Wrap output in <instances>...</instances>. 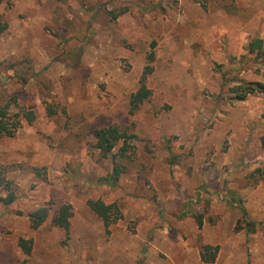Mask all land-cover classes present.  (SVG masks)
Listing matches in <instances>:
<instances>
[{
  "label": "rangeland",
  "instance_id": "obj_1",
  "mask_svg": "<svg viewBox=\"0 0 264 264\" xmlns=\"http://www.w3.org/2000/svg\"><path fill=\"white\" fill-rule=\"evenodd\" d=\"M203 2L0 0V109L20 120L0 136L16 193L6 204L0 187V264H264V97H234L264 80V47L249 48L264 0ZM148 64L152 93L131 113ZM110 125L138 136L116 186L95 146ZM97 199L122 218L106 228ZM62 203L70 237L50 219L31 227L29 213Z\"/></svg>",
  "mask_w": 264,
  "mask_h": 264
},
{
  "label": "trees",
  "instance_id": "obj_2",
  "mask_svg": "<svg viewBox=\"0 0 264 264\" xmlns=\"http://www.w3.org/2000/svg\"><path fill=\"white\" fill-rule=\"evenodd\" d=\"M201 5L206 7L203 0H198ZM264 47V40L261 38H255L250 43V51L259 53L262 55ZM153 54L150 55L151 62L153 61ZM153 70V66L148 64L145 66L141 78L140 87L130 97V112L134 113L140 106L150 97L151 89L148 87L147 79ZM261 94L264 97V80L262 81H241L237 86V92L235 98L237 100H244L249 95ZM23 117L32 122L35 119V113L33 110H26L23 113ZM264 117V113H263ZM13 119L15 123L10 122ZM20 120H15L11 116L6 108L0 109V136L9 135L12 136L19 127ZM138 136L135 133H128L122 130L117 125H110L102 127L96 131L95 146L100 151L103 157L111 156L114 160V167L112 173L102 178L103 183H107L111 186H116L124 168L117 162L118 157H125L134 149L132 140L137 139ZM122 143L117 152H114L117 144ZM261 145L264 147V135L261 137ZM259 170V169H258ZM0 187H3L7 191V195L2 197L1 200L6 204H11L16 200V193L12 186L11 181L6 180L2 174L0 168ZM90 208L102 219L106 228L113 224L116 220L122 218V213L119 206L116 203L107 204L102 199L89 200ZM73 215V209L71 204L62 203L58 209L51 214V208L48 206H42L29 213V220L33 229H38L47 219H50L51 223L55 226L61 227L66 231L67 237H70L71 230V217ZM201 226V221H199ZM33 239L20 238L19 246L26 255H30L33 250ZM218 246L205 245L203 251V259L205 262H213L216 258ZM20 264H26V260Z\"/></svg>",
  "mask_w": 264,
  "mask_h": 264
}]
</instances>
